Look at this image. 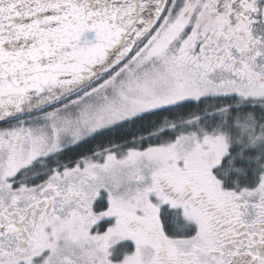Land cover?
Here are the masks:
<instances>
[{"label": "snow or ice", "instance_id": "snow-or-ice-1", "mask_svg": "<svg viewBox=\"0 0 264 264\" xmlns=\"http://www.w3.org/2000/svg\"><path fill=\"white\" fill-rule=\"evenodd\" d=\"M0 264H264V0H0Z\"/></svg>", "mask_w": 264, "mask_h": 264}]
</instances>
